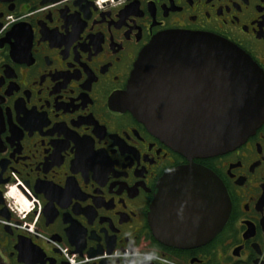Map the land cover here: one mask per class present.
Listing matches in <instances>:
<instances>
[{"label": "flooded vegetation", "instance_id": "af4514ba", "mask_svg": "<svg viewBox=\"0 0 264 264\" xmlns=\"http://www.w3.org/2000/svg\"><path fill=\"white\" fill-rule=\"evenodd\" d=\"M167 30L225 38L264 70V0H0V264H264V121L189 159L116 104ZM191 162L229 214L208 242L167 245L150 206Z\"/></svg>", "mask_w": 264, "mask_h": 264}, {"label": "water", "instance_id": "95a60500", "mask_svg": "<svg viewBox=\"0 0 264 264\" xmlns=\"http://www.w3.org/2000/svg\"><path fill=\"white\" fill-rule=\"evenodd\" d=\"M115 101L189 159L212 156L240 145L264 121V70L225 38L167 30L140 51ZM159 186L149 211L159 241L201 245L222 228L229 202L211 170L191 162Z\"/></svg>", "mask_w": 264, "mask_h": 264}, {"label": "clouds", "instance_id": "9594fccd", "mask_svg": "<svg viewBox=\"0 0 264 264\" xmlns=\"http://www.w3.org/2000/svg\"><path fill=\"white\" fill-rule=\"evenodd\" d=\"M151 258V257H150Z\"/></svg>", "mask_w": 264, "mask_h": 264}]
</instances>
